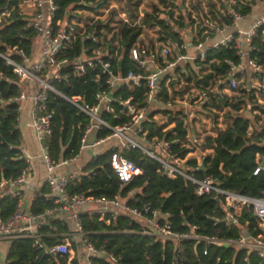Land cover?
Instances as JSON below:
<instances>
[{
  "label": "built area",
  "instance_id": "1",
  "mask_svg": "<svg viewBox=\"0 0 264 264\" xmlns=\"http://www.w3.org/2000/svg\"><path fill=\"white\" fill-rule=\"evenodd\" d=\"M106 1L74 0L67 6L64 16L58 15L56 0H19L17 4L18 13L25 21V28L33 31L32 46L29 52L18 47H8L6 53H0L5 64L12 67L16 83L19 86L18 92L8 100L0 98V106L13 101L18 104V111L19 103L22 100L31 99L30 125L44 150L42 159L47 172L46 184L48 186L45 199L51 201L53 206L46 209L43 214L33 215L23 210L18 200L12 214L5 220L0 218V239L9 240L20 236L37 238L39 235L37 232L23 233L25 228L30 229L31 226L21 229L18 227L19 221L24 220L27 223H32L42 220L43 216L53 211H68L71 213V219L79 234V247L86 252L83 254L84 260L90 264V255L100 252L106 254L103 250L97 252V249L89 242L87 232L83 230L78 216L80 208L87 201L94 200L104 206L103 210L98 212L101 215L100 219L107 211V207H113V215H117L120 213L118 209H122V213L131 215L136 220L142 218L144 223L141 224L143 228L141 233L152 237L155 241L159 239H193L202 241L206 245L222 244L225 246L234 243L248 250H256L258 255L264 259V232L253 236L246 234V230H244L236 240L200 236L192 232L178 233L173 231L166 215L156 209H151L148 204H142L141 208L128 206L126 204L128 200H138L135 190H129L124 198L119 196L93 198L83 194H70L67 185L70 180L78 179L80 174L59 176L54 172L56 163L48 155L46 143V139L52 132L53 111L48 108L50 92L59 95L76 107L85 114L88 120L81 138L79 152L73 157L59 161V163L71 162L85 148L93 149L112 138L115 142L109 147L112 151L110 166L121 185L130 182L135 176L142 173L133 161L123 155L124 149H137L157 160L161 165L162 174L168 176L180 174L190 180L195 185L198 195L213 192L217 196H224L225 204L228 206L225 218L227 225L236 224L235 216L240 213L242 206L251 204L258 219V226L264 230V196L248 198L220 188L209 175L195 178L187 174L186 170L190 169V166L186 164V161L189 160L187 155L185 157L172 155L170 153L171 142L150 135L147 126L152 121L163 124L164 122L158 121L156 117L158 114L162 115L163 112L168 115L173 113V122L176 117L182 118L184 122L187 110L174 109L170 100V89L174 86L177 88L183 85V88L190 87L186 95L187 103L198 102L202 105L210 103L209 94L214 96L215 86L209 83L205 89L201 90L195 86L193 79L186 80L184 78V75H190L188 64L193 65L197 70L201 68V65H194V61L205 62L206 52L209 49H219L233 44L238 59L245 60L251 71L258 74L261 64L249 55L258 49L257 40L263 36L264 16L257 19L245 31L239 30V36L227 34L216 41L212 40L213 31H222L226 26L218 28L215 22L209 19V15L203 22H193L195 35L190 39V44L181 33L179 40L165 36L152 46L139 43L137 40L127 51L132 68L123 72L122 62L120 66L118 64L119 60H122L124 50L119 39L118 27L121 22H129V20L121 19L119 16L112 20L105 7ZM228 10L232 24H236L242 14L231 4ZM8 15L9 12H0V21L1 16ZM129 24L135 25L131 22ZM166 25L177 27V23L174 21L172 23L166 21ZM241 37L245 41V49L242 48ZM189 46L194 49V53H186ZM225 62L230 64V69L225 78L217 77L216 82L217 85H220L219 90H227L231 94L237 93L239 89L247 91L245 84L239 80L236 73V71L242 72L243 68L233 64L230 60H225ZM207 70H202V73ZM82 78L89 79L96 85V91L91 101L84 99L82 95H65L55 87L56 83ZM141 88L142 91L137 96L138 90ZM109 117L116 122L111 123ZM168 123L169 121H165L166 125L162 131L171 128ZM99 130H107L108 133L95 137L88 143L87 137L92 132ZM173 142L178 143L179 139H174ZM261 142L264 144V137L261 138ZM185 146L187 147L186 143ZM96 154L93 153V155ZM204 156H201V163L196 161L197 166L201 168ZM17 157L25 162V168L16 178L0 182V188L12 197L20 196L21 188L26 184L31 171L32 155L21 144L18 146ZM257 158L262 162L255 169V173L264 170V156L258 155ZM121 199L123 200L121 201ZM160 219L163 221L161 222ZM39 226L38 223L35 226L36 229ZM49 252L70 254L73 251L70 243L62 242L52 246ZM203 253L206 254L207 250L205 249Z\"/></svg>",
  "mask_w": 264,
  "mask_h": 264
},
{
  "label": "trees",
  "instance_id": "2",
  "mask_svg": "<svg viewBox=\"0 0 264 264\" xmlns=\"http://www.w3.org/2000/svg\"><path fill=\"white\" fill-rule=\"evenodd\" d=\"M74 0H56L58 15L64 16L69 3ZM19 0H0V12H9L8 16H1L0 21V53H6L8 47H18L29 52L32 46L33 31L25 28V21L18 13ZM234 8L241 14H246L250 7L243 0L236 1ZM196 7H199L197 4ZM200 10V8H198ZM222 13L216 11L212 5L209 12L212 17L218 19L221 26L232 24L227 8ZM201 11V10H200ZM164 13L155 7L153 15L146 23L159 26L158 39L171 36L179 40L180 31L185 28L186 23L182 22L184 16L177 23L179 30L167 26L166 20L161 17ZM167 14L171 17L172 11ZM201 20L207 13H199ZM261 30V29H260ZM141 33V27L130 25L123 21L118 27V35L124 47L122 55V71L132 68L128 59L127 51L134 44ZM181 42V41H179ZM258 49L250 53L259 64L264 61V35L257 40ZM239 64L233 44L219 49H209L206 52L205 62L194 61V65H201L199 70H194L193 65L188 64L190 75H184L186 80L193 79L195 86L201 90L211 83L218 87L216 79L221 76L225 78L230 64ZM208 69V70H207ZM202 70L207 72L202 73ZM0 98L8 100L14 96L19 86L16 83L12 67L5 64L0 57ZM57 90L65 95H82L88 101L96 91V85L89 79H73L68 82L55 84ZM142 88L138 90L140 95ZM245 95V89L238 90ZM127 94V92L125 91ZM209 94L218 109L231 107L234 113L226 111L225 118H230V125L217 133L215 137H205L204 144L212 147L211 155H205L202 168L197 166L196 160H187L186 164L190 169L186 173L195 178L211 176L218 186L224 190L248 197L262 198L264 196V170L255 173V169L261 164L258 155L264 156V144L261 138L264 137V118L258 126H254L255 134L248 136V129L251 120L246 112L237 113L240 105L244 103L240 97L232 96L217 98ZM206 105V104H204ZM18 104L11 101L0 106V182L16 178L25 168V162L17 157L18 146L20 145V130L18 128ZM258 107V106H257ZM48 108L53 111L52 132L46 139L48 155L55 162L73 157L79 152L81 138L88 123L85 114L68 103L59 95L50 92ZM213 121L217 115L207 110ZM173 113L169 119L174 118ZM110 119V117H109ZM111 123L116 121L110 119ZM166 124H157L152 121L149 127L150 135L171 142L170 153L174 156L185 157L189 152L186 143V128L183 119L175 118L174 125L162 131ZM107 130L92 132V139L107 134ZM174 139H179L174 143ZM181 141V142H180ZM183 145H182V144ZM112 151L107 149L96 154L95 158L88 162L87 173L80 175L78 179L70 180L67 190L70 194H83L93 198H113L119 196L124 198L129 190L136 191L137 201L128 200V206L141 208L142 204H148L151 209L158 210L166 215L173 231L178 233L192 232L200 236H215L223 240H236L238 235L246 230L248 235H257L264 230L258 226L257 216L253 212L251 204L242 206L240 213L235 216L236 224H226L228 206L225 204L224 196H217L215 193L198 195L195 185L180 174L174 176L164 175L161 172L160 163L141 153L137 149H124L123 155L133 161L142 171L130 182L121 185L110 166ZM36 198L30 208L33 215L43 214L46 209L53 206L51 201L43 195ZM18 203V197H12L0 188V218L7 219L14 211ZM150 216V214H147ZM83 230L87 232L89 242L104 253H96L89 256L90 264H264L256 250H248L234 243L228 246L220 244L206 245L202 241L193 239H159L142 234V226L136 218L125 213L113 215L107 211L102 219L96 212L80 211L78 213ZM161 222L163 219H160ZM108 221V222H107ZM60 221L41 223L37 229V238L31 236H20L9 239L8 251L5 264H87L78 255L79 245L71 242V249L74 255L69 258V253H52L49 249L55 244L62 243V238L51 237L49 232L64 230ZM54 228V229H53ZM195 228V229H194ZM207 253L204 254V250Z\"/></svg>",
  "mask_w": 264,
  "mask_h": 264
},
{
  "label": "crops",
  "instance_id": "3",
  "mask_svg": "<svg viewBox=\"0 0 264 264\" xmlns=\"http://www.w3.org/2000/svg\"><path fill=\"white\" fill-rule=\"evenodd\" d=\"M236 1L238 0H160V2H153L154 4H151L150 9L144 10L143 12H139V16H137V19L132 18L129 22L134 23V26L141 27V33L138 36V42L143 44H148L152 46L154 43L157 44L158 39V30L159 26L156 24H147L146 21L149 19L151 15H153V11L156 8H158L160 11H163L164 13L161 14V17L164 18L167 22H173V20H179L176 19L175 13L178 12V16H184L183 20L186 23L185 29L181 30L180 33L184 36L185 40L190 44V39L195 35V29H194V21H204L201 20V17L199 16V13L203 11L204 13H207L209 15V19L214 21L215 24L218 26V28L224 27L221 26L218 19L215 17H212L209 9L210 6L217 11H221L222 13L225 11L224 9L227 8V11H229V5L236 4ZM246 3H248V6L250 7L249 11L246 14H242V17L236 22V24H231L229 26L224 27L222 31H213L212 33V40L216 41L221 39L227 34H236L239 36L238 33L239 30L245 31L246 29L250 28L254 22H256L257 19L264 16V0H243ZM197 4L199 7H196ZM151 8L153 10H151ZM200 8V10L198 9ZM168 11H172L171 17H169L167 14H165ZM136 13L133 11V14ZM121 17V16H119ZM122 19L126 17H121ZM205 19V18H204ZM166 24V23H165ZM177 30V29H176ZM263 35H264V29H263ZM241 43L242 48L245 49V41L243 40V37H241ZM194 49L190 46L187 48L186 53L191 54L194 53ZM191 63V62H189ZM193 64V63H191ZM264 64H261V69L258 74L251 71V69L247 66L246 61H240L239 64H237L238 67H242L243 71L239 72L236 71L238 78L241 82H243L247 87H250L253 85V83H257L258 81L264 80V69L262 68ZM194 70H197L194 67ZM184 86V85H183ZM177 88L176 86L172 87L170 89L171 94V102L174 105V109L178 108L179 110H187V116L184 118V124L186 126V144L187 148H189V153L187 154V159L192 160L195 159L197 163H201V156L203 155H211L213 152L212 147L207 146L204 144L205 137H215L218 132L226 129L231 122L230 118H226L230 120L229 124L225 126L226 128H221V122L218 120V112L222 109H218L214 105V101L211 99L210 103L208 105H202L198 102L195 103H187V97L188 90L190 89L189 86L183 88ZM189 87V88H188ZM219 87V85H218ZM214 96L217 98L223 99L224 97H227L229 100L232 96L235 94H231L227 90H219L217 86L214 88ZM224 93V95H223ZM243 96V95H241ZM249 97V96H248ZM242 100L243 98L240 97ZM31 110H32V101L31 99L27 98L22 100L19 103L18 108V128L20 130V144L22 147L26 148L28 153L32 155V162H31V171L27 177L26 184L21 188L22 192L20 196L18 197L19 203L21 204L23 210H25L27 213L30 212L31 204L32 202L40 197L42 195V191L45 188L47 191L43 195L48 193V186L46 184V168L44 161L42 159V154L44 153V150L42 149L37 137L35 136V133L30 125L31 122ZM207 110L212 111L214 114L217 115L216 121L214 122L213 119L211 120L209 116H211L210 113L207 112ZM158 114L157 120L164 122L169 121V127H172L174 122L173 118L169 119L168 113L164 114ZM206 117V119H205ZM210 122V124H209ZM208 123V127H207ZM226 125V124H225ZM251 126H249V129ZM248 129V132H249ZM92 134V133H91ZM89 135L87 137V142L90 143L92 139V135ZM255 134V132H254ZM253 136V135H252ZM115 142L114 139L110 138L105 143L98 145L97 147L92 148H85L79 153V156L68 163L61 164L56 163L54 172L59 176H69L73 174H80L87 173V164L94 158H92L93 153H101L107 149H109L110 145H112ZM110 150V149H109ZM123 199H121L122 201ZM104 206L102 204L94 201L89 200L87 203L80 208V211H90V212H96L103 210ZM112 211L113 207H107V211ZM122 209H118V212L120 213ZM79 211V212H80ZM105 211V213L107 212ZM238 212V211H237ZM104 213V214H105ZM60 221V225L64 230H54L52 232H49L48 235L51 237H57L62 238L63 242L71 243L72 241H76V243L79 245V234L75 229L74 223L71 219V213L68 211H53L51 213L46 214L42 217V220L40 221H34L32 223H27L24 220L19 221L18 227L23 229L25 227H30V229H26L23 231V233H29L31 231L37 232L36 225L39 223H47L50 221ZM137 221H139L141 224L144 223V220L142 218H137ZM54 229V228H53ZM9 246V240L8 239H0V264H3L6 259V254L8 251ZM78 249L83 250L81 247ZM74 255V252H71L69 255V258H71ZM78 255L84 259L83 254H81L78 251Z\"/></svg>",
  "mask_w": 264,
  "mask_h": 264
},
{
  "label": "rangeland",
  "instance_id": "4",
  "mask_svg": "<svg viewBox=\"0 0 264 264\" xmlns=\"http://www.w3.org/2000/svg\"><path fill=\"white\" fill-rule=\"evenodd\" d=\"M154 1L157 3L160 2V0H107L105 7L112 20L118 18L117 16H121L126 17V19L130 21L132 18L137 19V16L140 15V11L143 12L144 10L150 9V6L151 4H154ZM151 10L153 9L151 8ZM133 11L136 13L133 14ZM175 16L176 19H179L178 12L175 13ZM262 68L264 69V64ZM245 87L247 88V93L245 95L243 94V96H241V93L237 92L234 96L243 98L244 103L240 105V109L237 113L240 114L246 112L248 118L251 120V128L249 129L248 136H252L255 132L254 126H258L264 118V80L253 83L250 87L245 85ZM226 111L234 113V110L231 107H225L218 112L217 118L219 122H221V128H226L225 126L230 122V120L225 118ZM209 118L212 120V116H209ZM77 250L81 254H86L84 250ZM82 264H84V262H82Z\"/></svg>",
  "mask_w": 264,
  "mask_h": 264
},
{
  "label": "water",
  "instance_id": "5",
  "mask_svg": "<svg viewBox=\"0 0 264 264\" xmlns=\"http://www.w3.org/2000/svg\"><path fill=\"white\" fill-rule=\"evenodd\" d=\"M123 45H125V44H123ZM121 62H122V60L120 59L119 62H118L119 66L121 65Z\"/></svg>",
  "mask_w": 264,
  "mask_h": 264
}]
</instances>
